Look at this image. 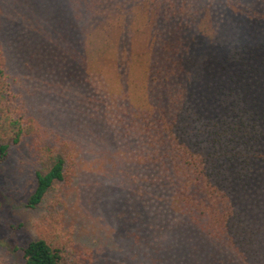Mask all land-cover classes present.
Returning <instances> with one entry per match:
<instances>
[{
	"label": "rangeland",
	"instance_id": "374dc122",
	"mask_svg": "<svg viewBox=\"0 0 264 264\" xmlns=\"http://www.w3.org/2000/svg\"><path fill=\"white\" fill-rule=\"evenodd\" d=\"M89 7V0H0L7 92L42 133L11 146L0 163V264H20L26 243L55 226L71 234L86 264H180L187 250L171 225L178 212L172 188L160 164L146 157L147 144L133 132L138 125L127 123L114 54L93 55V73L86 74L74 40L84 26L110 27L104 38L112 43L118 27L137 28L123 41L136 57L156 35L175 31L185 50L208 58L212 32L218 38L243 27L259 42L264 0H103V10L84 23ZM139 70L129 81L136 86L130 101L140 107ZM59 155L68 176L27 207L35 171Z\"/></svg>",
	"mask_w": 264,
	"mask_h": 264
},
{
	"label": "trees",
	"instance_id": "16d2710c",
	"mask_svg": "<svg viewBox=\"0 0 264 264\" xmlns=\"http://www.w3.org/2000/svg\"><path fill=\"white\" fill-rule=\"evenodd\" d=\"M89 1L84 23L103 10V0ZM109 28L81 27L72 56L91 74L93 55L113 52L127 123L131 129L138 125L133 132L147 144L146 157L160 164L172 188L178 212L171 225L187 250L180 264H264V36L258 42L243 27H229L218 38L212 32L213 52L210 48V57L202 58L170 31L156 35L148 52L135 57L123 41L137 28L118 27L116 43L105 41ZM135 68L144 80L146 104L140 107L130 101ZM5 80L0 49V163L11 146L42 134L7 92ZM67 176L60 155L46 171L36 170L26 206L35 208ZM80 258L71 234L55 226L47 237L26 243L20 264H86Z\"/></svg>",
	"mask_w": 264,
	"mask_h": 264
}]
</instances>
